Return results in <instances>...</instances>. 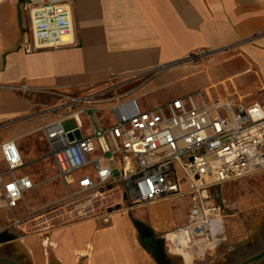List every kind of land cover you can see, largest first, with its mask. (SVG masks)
<instances>
[{"label":"crops","instance_id":"obj_1","mask_svg":"<svg viewBox=\"0 0 264 264\" xmlns=\"http://www.w3.org/2000/svg\"><path fill=\"white\" fill-rule=\"evenodd\" d=\"M23 1L0 0V143L12 140L17 145L33 134H42L44 151L23 145L17 148L23 167L25 163L34 165L29 175L20 174L23 167L17 175L28 177L33 186L32 180L36 186L44 185L49 193L53 191V181L60 182L54 201L63 194L64 186L57 177L42 129L63 117L62 103L69 105L72 112H80L81 129L84 123L89 128L87 134H82L81 129L80 133L89 136L93 129L109 124L98 113L107 111L112 104L132 100L139 111L153 109L139 105L148 97L147 91L143 93L131 85L143 82L145 88L150 87L145 78L153 71L168 69L183 58L195 60L212 52L195 55L203 49L216 51L227 46H238L239 57L231 59L238 60L242 68L247 65L249 72L242 74L254 73L258 85L249 92L255 95L261 91L264 100V0H71L74 43L31 54L23 49L29 37ZM114 81L117 82L110 84ZM79 90L95 92L78 99L103 96L107 100L86 108L74 106L73 93ZM196 91L207 103L205 92ZM196 91L179 94L159 105ZM256 98L251 104L229 103L249 106L259 102ZM57 111L64 113L57 115ZM91 111L93 118L88 115ZM161 202H167L172 211L184 208L168 201L156 203ZM145 207L117 213L107 225L88 218L60 226L49 235L44 233L39 245L31 236L6 231L15 240L0 243V264H158L140 245L137 222L129 216H142L136 211ZM39 208L30 210L24 205L20 220ZM0 210L10 214L1 202ZM185 210L180 223L162 231L150 227L151 230L164 235L185 225ZM121 232L125 238H120ZM225 233L228 241L226 228Z\"/></svg>","mask_w":264,"mask_h":264},{"label":"built area","instance_id":"obj_2","mask_svg":"<svg viewBox=\"0 0 264 264\" xmlns=\"http://www.w3.org/2000/svg\"><path fill=\"white\" fill-rule=\"evenodd\" d=\"M22 8L28 17L26 54L74 43L71 0H24ZM106 100L71 103L86 108ZM62 104L63 117L42 129L64 186L51 206L70 208L69 213L88 208L89 218L107 225L122 211L185 200L175 206L187 208V222L162 236L165 251L182 264H212L227 238L224 211L210 204L208 195L264 171V104H207L200 91L143 112L132 100L120 101L107 108L113 121L89 136L80 133V112ZM70 118L76 128L64 132L61 123ZM22 167L15 143L1 142L0 202L11 214V227L23 224L13 212L34 187L17 175Z\"/></svg>","mask_w":264,"mask_h":264},{"label":"rangeland","instance_id":"obj_3","mask_svg":"<svg viewBox=\"0 0 264 264\" xmlns=\"http://www.w3.org/2000/svg\"><path fill=\"white\" fill-rule=\"evenodd\" d=\"M209 51L212 52L195 60L183 58V61L169 66L168 69L157 70L148 74L145 79L147 86L150 87L145 88L143 82L131 85V88L140 89L143 93L145 90L147 91L148 97L141 99L139 105L154 108L159 103L172 99L179 94L196 90L205 92L207 104L217 100H224L233 104L239 102L251 104L256 101V96L260 99L258 103H264L261 91L255 92L256 96L249 92L251 87L258 85L257 77L254 73L242 74L249 72L247 65L242 68V64L238 60L231 59L239 57L238 46L222 47L216 51L203 49L195 55H204ZM94 92L90 90L81 92L79 90L73 93V98L78 99ZM240 99L242 100L240 101ZM62 113L64 112L57 111V115ZM88 115L92 117V111ZM98 116L105 117V121L108 123L112 122L113 119L109 110L98 113ZM93 123L96 126L94 119ZM61 127L64 132H69L76 128V123L72 118L65 119L62 121ZM88 132V125L84 123L81 133L85 135ZM19 145L28 146L40 152L45 150L44 140L40 133L29 136L28 139L17 144V148ZM33 167L32 163H25L20 174L29 175V171ZM32 181L35 184L34 188L24 194L23 202L13 213L20 220L24 214V205H27L30 210L43 207L37 209L35 214L26 217L20 229L11 227V214L6 215L0 210V233L8 231L17 236H31L33 237L32 240L39 245L44 239V233L49 235L55 228L89 218L88 208H79L77 212L69 213L70 208L51 206L52 201L58 197L60 192V182L53 181V191L49 193L43 187L44 185L36 186L35 181ZM208 197L210 204L219 205L223 209L228 236V241L216 253L212 264H241L264 251V171L217 186L211 189ZM184 202L187 203L185 200ZM185 209L186 207L172 211L167 202H161L147 205L145 208L136 211L138 215L142 216H134L129 213L134 222L154 235V247L151 256L158 264L181 263L166 254L162 240L163 235L152 231L151 228L162 231L173 224L180 223L186 216ZM121 233L120 238H125L124 233ZM256 264H264V258Z\"/></svg>","mask_w":264,"mask_h":264},{"label":"trees","instance_id":"obj_4","mask_svg":"<svg viewBox=\"0 0 264 264\" xmlns=\"http://www.w3.org/2000/svg\"><path fill=\"white\" fill-rule=\"evenodd\" d=\"M136 228L138 231V240L140 245L148 254L151 255L152 248L154 247V235L149 230L141 228L137 223Z\"/></svg>","mask_w":264,"mask_h":264},{"label":"water","instance_id":"obj_5","mask_svg":"<svg viewBox=\"0 0 264 264\" xmlns=\"http://www.w3.org/2000/svg\"><path fill=\"white\" fill-rule=\"evenodd\" d=\"M15 240V237L4 231L0 233V243ZM264 258V251L255 255L254 257L242 262L241 264H256Z\"/></svg>","mask_w":264,"mask_h":264},{"label":"bare ground","instance_id":"obj_6","mask_svg":"<svg viewBox=\"0 0 264 264\" xmlns=\"http://www.w3.org/2000/svg\"><path fill=\"white\" fill-rule=\"evenodd\" d=\"M119 112H122V111H119ZM181 201H184V200H174V201H172V204L173 205L179 204V203H181Z\"/></svg>","mask_w":264,"mask_h":264}]
</instances>
